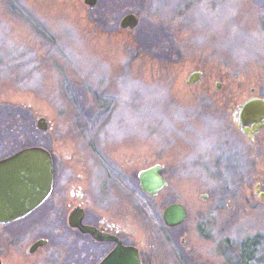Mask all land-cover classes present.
Here are the masks:
<instances>
[{
	"label": "rangeland",
	"instance_id": "1",
	"mask_svg": "<svg viewBox=\"0 0 264 264\" xmlns=\"http://www.w3.org/2000/svg\"><path fill=\"white\" fill-rule=\"evenodd\" d=\"M73 1L0 0V143L41 144L61 178L114 184L115 208L124 205L147 264H264V199L253 169L221 151L214 134L211 141L216 116L193 120L220 111L197 108L194 94L204 88L186 83L200 70L213 95L217 81V96L252 85L264 66V0ZM129 11L140 18L133 29L120 25ZM114 159L131 163L126 186L107 176ZM154 162L166 165L168 183L148 195L136 174ZM174 202L188 211L179 227L162 217ZM12 228L0 226V243L46 232Z\"/></svg>",
	"mask_w": 264,
	"mask_h": 264
},
{
	"label": "flooded vegetation",
	"instance_id": "2",
	"mask_svg": "<svg viewBox=\"0 0 264 264\" xmlns=\"http://www.w3.org/2000/svg\"><path fill=\"white\" fill-rule=\"evenodd\" d=\"M73 2L75 4L82 2L89 7L115 8L125 5L140 6L145 4L146 0H95L93 5H89L86 0ZM128 13H135L139 18L135 11H129L123 16ZM112 16H106L109 22L114 19ZM260 71L258 78L253 80L252 85L244 86L245 88L240 85L238 90H233L228 95L225 92L224 95L217 96L221 88L219 81L215 84L213 91L215 95L210 94V82L199 78L203 74V71L200 70L193 71L186 83L188 85L191 83L198 84L204 88L194 94L196 100L194 105H197V108L206 109L215 106L214 108L220 111L197 112L193 120L206 119L208 118L206 115L209 114L217 117L211 121L216 126L212 128L213 131L211 130V138L213 134L217 137L214 136L215 141L217 140L215 143L222 144L221 151L225 150V154L228 151L234 154L237 165L239 163L250 165L253 169L252 177L255 179L254 192L261 199H264V66ZM249 102H251V107L244 108ZM44 119V117L41 118L42 121ZM203 142L204 140L197 141L199 146ZM24 147L28 146L17 147L16 145L0 143V159L12 155ZM45 148L49 150L53 159V187L50 194L41 204L23 217L9 222H0V226L9 229L8 231H17L12 227L23 224L26 228L28 225H33L42 227L46 232L37 235L31 243H18L17 237L11 243H0L1 264H99L117 243L135 245L139 249L142 264H147L142 249L136 244L142 243V241H138L132 236L130 219L123 209L124 205L122 208H115L113 195L117 189H115L114 184L109 185V187L88 185L85 178L80 174H77L75 179L72 177L61 178L59 176L61 170L53 150L48 147ZM242 151L246 154V158ZM239 152H241V157H238ZM228 156L225 160L228 159ZM141 158L142 156L140 162L147 164V161ZM127 160L122 161V163L115 159L109 160L108 164L112 161V172L107 174L108 178L111 174L115 180L123 185L129 184L128 182L131 181V163L128 164L129 161L126 162ZM156 164L161 165L160 173L166 179L164 174L166 165L161 162H154L142 169ZM142 169L136 174L139 189L145 194L152 195L141 187L139 172ZM118 191L122 192L121 189ZM72 214H74L75 220L80 223L79 226L71 224L70 217ZM182 223L170 227H179ZM84 226L92 227L94 233L83 230ZM57 236H63L64 243H49ZM181 239V243H186L185 235ZM39 240H44V243H35Z\"/></svg>",
	"mask_w": 264,
	"mask_h": 264
},
{
	"label": "water",
	"instance_id": "3",
	"mask_svg": "<svg viewBox=\"0 0 264 264\" xmlns=\"http://www.w3.org/2000/svg\"><path fill=\"white\" fill-rule=\"evenodd\" d=\"M93 5L95 0H86ZM139 18L135 13H128L120 21L121 27H135ZM251 102L244 108H250ZM43 118V117H41ZM40 118V119H41ZM37 125L47 129V122ZM161 165L156 164L139 172L143 190L156 195L167 185V180L160 173ZM53 187V159L51 153L42 145L24 147L14 154L0 159V222L19 219L41 204ZM186 206L181 202L168 204L163 210V219L168 226H175L187 218ZM73 226L80 223L74 214L70 217ZM83 230L94 233L90 226ZM35 243H44L39 240ZM1 264V260H0ZM99 264H142L139 249L135 245L117 243Z\"/></svg>",
	"mask_w": 264,
	"mask_h": 264
}]
</instances>
